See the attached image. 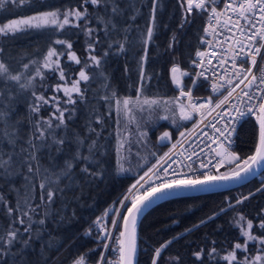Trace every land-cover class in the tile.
Instances as JSON below:
<instances>
[{
  "label": "snow or ice",
  "instance_id": "1",
  "mask_svg": "<svg viewBox=\"0 0 264 264\" xmlns=\"http://www.w3.org/2000/svg\"><path fill=\"white\" fill-rule=\"evenodd\" d=\"M29 2L30 0H0V10L7 11L9 6L13 8L26 6ZM178 2L182 11L180 27L190 22L194 10L197 13L206 12L209 21L218 22L229 12L233 14L227 16L225 24L231 23L240 38L236 39L234 44H230L231 55L219 59L224 74H218L214 65L211 68L212 92L216 93L227 85V95L215 103L212 96L200 98L193 95L199 78L209 80L207 74L210 69L205 66L204 59L206 53L200 50L195 53L196 57L200 58L199 62L193 60L192 64L201 70L195 73L192 86L188 87L187 91L182 78L190 74L173 63L169 73L170 80L179 90V95L165 98L144 94L145 83L151 79L146 65L149 58L148 46L156 30L155 13L159 6L158 0H151L149 22L134 37L128 34L133 31L132 21L135 20V13H138L139 9L127 0H81L78 7L40 11L31 16H18L0 23L2 37L14 36L32 29L52 28L56 32L68 28L77 29L85 37L86 54L83 59L79 57L73 49L70 38H56L48 45L42 60H29L21 65L20 70H16L8 61L0 60V182L17 197L13 207L6 194L0 193V205L10 220L6 227L0 225V264H49L51 256L45 253L51 249V243H40L41 250L37 251V242L44 241L46 237L51 240V234L45 227L47 222L58 225L65 220L67 201L62 200L61 206L57 207V198L66 197L75 186L82 185V181L103 177L102 164L97 159L98 140L89 135L81 136L68 123L77 114L76 105L88 102L86 93L89 89L82 88V82L85 85L98 82L100 88L105 90V94L100 98L105 101L115 99L117 113L122 112L130 119H134L131 115L134 111L148 112L149 115L159 111L163 113L159 115V119L171 118L173 124L177 123L175 119L177 113L180 120H191L194 113L202 118L206 113L216 114L208 123L213 129V134H206V139L211 141L206 145L209 149L207 155L210 158L206 162L201 160L198 169L193 163L187 165L179 163V167H187L194 175L172 169V164L177 163L173 156L184 157V152L175 151L183 146V139L186 136V132H180V139L172 145V148L159 157L156 164L152 165L129 189L131 192L139 185L144 189L143 192L131 198L130 206L125 204L128 197L120 201V204L126 208L125 212L113 209L121 219L115 217L111 219V224L114 227L118 226L119 235L116 237L117 247L113 249L116 257L109 259L107 264H134L137 250L136 220L143 207L154 197L169 193L173 189L216 186L239 181L251 175L258 167H264V69L261 70L260 76L253 74V68L258 63L257 58L264 57V0H222L223 9H218L217 0H178ZM241 21L244 23L242 24ZM209 27L211 24L204 28L205 34L209 32ZM100 32L104 33L103 40L98 35ZM230 39L226 37L225 41ZM201 42H204L203 37ZM136 43L141 46L136 50L139 53L136 95L118 97L115 88L109 82L108 58L128 52ZM174 43V39L170 41L169 49ZM54 45L61 47L58 49ZM101 48L102 51H99ZM212 55L216 56V53L213 52ZM64 56L67 57L68 62L79 66L78 72L69 75L71 69L61 59ZM229 60L230 69L225 67ZM245 63L249 65L247 68L244 67ZM207 64H212L211 59L207 60ZM124 71L126 74L130 71L127 65ZM48 73L56 77L58 82L45 84ZM37 78L41 81L39 87L50 89L53 95L48 96L46 91H37ZM234 80L238 82L233 84ZM237 89L240 90L239 93ZM29 92L30 96L25 100L27 114L20 119L14 118L17 113L16 105L21 103L20 97ZM60 92L63 93L64 98L57 95ZM237 99L243 107L233 102ZM48 107L51 111L47 116L42 115V111ZM233 112L236 113L235 116ZM245 117H255L258 130L254 151L242 157L232 150V144L238 133L237 126ZM86 119L85 131L96 133V128L91 126V117ZM101 122L100 117L96 116L95 123ZM146 136V132H140L141 139ZM168 139H170L168 131L163 132L158 138L159 141ZM120 147L123 145L121 144ZM82 148H86L87 151H81ZM201 154L203 149L201 153L193 151L186 159L192 161L193 156ZM152 155L156 154L152 153ZM58 157H63V161L61 162ZM45 159L48 161L46 165L42 163ZM77 165H79L78 172ZM117 168L119 171H125L119 158ZM222 168L226 170L221 171ZM152 176H155L159 182H151ZM145 177L148 179L145 180ZM17 180L20 181L19 187ZM141 181L147 183L148 187L145 188ZM37 187L39 202L35 203ZM255 193H264V182L255 192L236 197L234 203L229 200L228 208L234 209L243 205ZM220 211L224 212L225 209L221 208ZM107 214L106 210L105 215ZM216 215L218 213H213L206 220H201L200 224L212 220ZM257 217L259 218L257 227L264 232V207L257 212ZM231 223L239 229V236L243 242L237 239L229 249L224 250L222 255L221 250L215 246L208 249L201 247L192 252L195 261L204 264V257L207 256L209 260L217 261V264L219 261L225 264H264V235L253 232V220L242 212H236ZM93 224L99 228V234L105 237L113 235L107 227H100L102 224L100 217H97ZM195 227H199V224ZM86 234H91V228ZM171 243L172 241L169 240L155 248L151 264H158L162 251ZM212 243L215 245V241ZM250 245H254V251L250 250ZM104 247L107 249L110 245L105 243ZM86 255H79L72 264H86ZM104 261L105 254L101 252L95 264H104ZM169 264H181V257L171 256Z\"/></svg>",
  "mask_w": 264,
  "mask_h": 264
},
{
  "label": "trees",
  "instance_id": "2",
  "mask_svg": "<svg viewBox=\"0 0 264 264\" xmlns=\"http://www.w3.org/2000/svg\"><path fill=\"white\" fill-rule=\"evenodd\" d=\"M80 2L81 0H30L26 6L17 8L9 6L7 11L0 10V23L18 16H31L40 11L78 7ZM127 2L139 9V12L135 13V20L132 21L133 31L128 34L134 37L149 22L151 0H127ZM158 5L155 13L156 30L148 46L149 58L146 65L151 79L145 83L144 94L150 97L171 98L178 95V90L171 83L170 68L173 63H176L182 70H191L189 63L200 46L205 13H197L194 10L190 22L180 27L182 11L178 0H158ZM88 7L91 9L90 5ZM98 35L102 40L104 39L103 32ZM56 38H70L77 55L82 59L85 57V37L79 33V30L68 28L62 32H56L52 28H47L31 33H18L14 36H0V60H6L16 70H20L23 63L42 59L48 45ZM173 39L175 43L169 49V43ZM54 47L59 49L61 46L54 45ZM140 47L139 43H136L128 52L108 58L109 82L115 88L118 97H135L136 95L137 56L139 55L136 50ZM99 51H102V48ZM61 59L71 69L70 76L73 72L79 71V66L68 62L66 56ZM125 65L130 69L127 74L124 71ZM47 75L48 78L44 83L54 84L53 80H56V77L51 73ZM187 81L189 83L190 79ZM81 87L89 89L86 93L88 102L76 105L77 114L68 123L81 136L89 135L98 140L97 159L102 164L103 177L82 181V185L75 186L66 194V197L57 198V207L61 206L62 200L67 201L65 220L58 225L47 222L45 227L51 234V240L49 241L46 237L44 241L37 242V251L41 250L40 243H51V249L45 253L51 256L49 264H72L81 254H87L86 264H95L100 258V253L104 251L105 240L99 239L101 234L94 231L93 221L100 217L102 225L110 229L115 211L113 209L109 211V208L114 206L116 209L120 205V201L134 181L167 148V142L159 141L158 138L163 132L168 131L170 139H173L192 122V120H180L177 113L175 118L177 123L173 124L171 118L169 120L159 119V115L163 114L159 111L151 115L148 112L134 111L131 114L134 119H130L122 112L117 113L115 99L105 101L100 98L105 94V90L100 88L98 82H93L91 85H85L82 82ZM37 91H46L48 96L53 94L50 89L45 90L39 86ZM193 94L207 95V90L202 83L198 82ZM27 97L28 93L20 97L21 103L16 105L17 113L14 118L20 119L27 114L25 103ZM49 111H51L50 107L43 110L42 115L47 116ZM96 116L100 117L102 121L100 124L95 123ZM87 117H91V126L96 128V133L99 135L85 131L84 125ZM256 127L257 124L254 123L247 130L246 138L239 143L237 150L241 155L254 151ZM140 132H146L147 136L141 139ZM123 136L126 138L120 152L118 144ZM81 151L86 152L87 149L82 148ZM152 153L156 155L153 156ZM118 158L125 171L118 170ZM58 159L63 161V157H58ZM42 163L46 165L48 161L45 159ZM76 170L78 172L79 165ZM262 182H264V172L260 179L253 178L226 192L177 197L154 206L143 215L139 223L137 264H151L155 248L169 240L172 243L162 251L158 264H169V258L176 255L181 257V264H199L192 256V252L201 247L208 249L215 246L221 250L222 255L224 250L229 249L237 239L243 242L239 236V229L231 223L236 212H242L253 220L255 234L264 235V232L257 227L259 224L257 212L264 207V193H255L243 205L234 209H229L227 206L229 200L234 203L235 198L241 194L247 195L255 192ZM19 184L20 181L17 180V187ZM0 193L6 194L8 201L15 207L17 199L15 193L10 192L7 186H2V182H0ZM38 197L37 187L35 203L39 202ZM221 208L225 211L221 212ZM106 210L107 215H105ZM213 213H218V215L200 224L201 220H206ZM9 222V218L4 214V209L0 205V225L6 227ZM198 224L199 227H195ZM90 228L91 234L88 235L86 233ZM189 229L191 231H187ZM98 234L99 238H97ZM91 249L95 251H89ZM108 257L109 252L106 251L105 258ZM204 264H217V261H211L205 256ZM219 264H225V262L219 261Z\"/></svg>",
  "mask_w": 264,
  "mask_h": 264
},
{
  "label": "built area",
  "instance_id": "3",
  "mask_svg": "<svg viewBox=\"0 0 264 264\" xmlns=\"http://www.w3.org/2000/svg\"><path fill=\"white\" fill-rule=\"evenodd\" d=\"M217 6H218V9H223L224 4H223L222 0H217ZM231 15H233L231 12H229L227 14V16H231ZM227 16L222 17L219 22L216 20L209 21L208 20V14L205 12V21H204L203 32H202V37H203L204 42H201V39H200V46L197 48V50H200V51L206 53V56L204 58L205 59V66L208 67L210 69V71L207 74L209 76V80H205L203 77L199 78V80H198V82L202 83L205 86V88L207 90V95H195V94H193V95H194V97H200V98H206V97L212 96L214 103L220 99H223V96L227 95V91H226L227 85H225L224 88L219 89V91L216 93L212 92L211 86H210L212 79H213L212 73H211V68L214 65L218 74H220V75L224 74V68H222L219 65V59L225 58L226 56H230L231 55L230 44H234L235 40L240 38L239 34L236 33V29L232 26L231 23L225 24V20H227ZM241 23L243 24L244 22L241 21ZM209 24H211V27H209V32L207 34H205L204 28L209 26ZM213 29H215V31H213ZM229 29H231V31H229ZM234 33H236L235 36H234ZM226 37L231 38V39L226 42L225 41ZM213 52L216 53V56L212 55ZM199 59L200 58H197L196 55L194 54V57L191 60L190 65H189L192 72H193L194 78H195V73L197 71H200L201 69H197L192 64V61L196 60L197 62H199ZM209 59H211V61H212L211 65L207 64V60H209ZM257 60H258V63L253 68V74L260 76L262 74L261 70L264 69V57H258ZM248 66L249 65L247 63L244 64L245 68H247ZM225 67H227L229 69L231 68V61L230 60L225 65ZM237 82L238 81L234 80L233 84H235ZM241 88H243V85H241ZM239 91L240 90L237 89V93H239ZM233 102L236 103L237 105H240L241 107H243V105L240 104V101L238 99L233 101ZM215 115H216L215 113H212V115H207V113H206L205 117L202 118L197 113L193 114V118L191 119L192 122H191L190 126L185 131H183V132H186V136L183 139V146L178 147L175 150L176 152H184V157L174 155L173 159L176 160L177 163L172 164V169L176 170L177 172H185V173H188L189 175H194V173H191L187 167H183V168L179 167V163L182 162L184 165H187L188 163H193V166L198 169L199 163L201 160H204L206 162L207 159L210 158L207 155L209 152V149H208V147H206V145L210 144L211 141L206 139V134H208V135L213 134V129L208 126V123L213 119V117ZM233 115L235 116L236 113L233 112ZM254 123H256L255 117H245L238 124V126H237L238 127V133L234 137V142L232 144V150H234L237 154L241 155L239 153V151L237 150L239 143L243 141V137L239 136L241 129H243L246 126H247L246 128L252 127L254 125ZM194 125H196V127H194ZM179 139H180V136L175 138L164 153L168 152L169 149L172 148V145L175 144L176 141ZM212 146L214 147V145H212ZM201 149H203V154H201L199 156H193L192 161H188L186 159V157L188 155H191L193 151H195L196 153H201ZM164 153H163V155H164ZM224 170L225 169H223V168L221 169V171H224ZM261 175H258L256 178L260 179ZM169 178H171V175L169 176ZM147 179L148 178L145 177V180H147ZM151 182L158 183L159 181H157L155 176H152ZM141 184H144L145 188L148 187V184L145 183L144 181H141ZM141 190H144V189L141 188ZM125 204L126 205L131 204V200H128V199L125 200ZM124 209H125V207L122 205L119 208L120 212H122ZM94 229H95L94 230L95 232H99V229L97 228V226H95ZM110 231L113 233V235L111 237H107V240H106V243L109 244L110 247L107 249L106 248L104 249V254L106 253V251H108L109 252V259H115L116 252L113 249L117 247L116 237L119 235V230H115V227L113 226ZM99 239H102V238H99ZM107 261L104 264H107Z\"/></svg>",
  "mask_w": 264,
  "mask_h": 264
},
{
  "label": "water",
  "instance_id": "4",
  "mask_svg": "<svg viewBox=\"0 0 264 264\" xmlns=\"http://www.w3.org/2000/svg\"><path fill=\"white\" fill-rule=\"evenodd\" d=\"M258 128V125H257ZM264 172V167H258L257 169L254 170V172L251 175H248L246 178L241 179L239 181H232L228 183H222L216 186H203V187H197V188H181V189H173L171 192L163 194V195H158L154 197L150 202L146 204V206L143 207L142 211L138 214L137 220H136V244H137V250H136V255L134 258V264H137V256H138V227L139 223L141 221V218L143 215L149 211L151 208L154 206L170 200L172 198H177V197H186V196H199V195H205V194H212V193H221V192H226L232 189H235L249 180L256 178L258 175H261ZM130 206V204L128 205ZM113 206L109 208V211H112ZM126 211V208L124 209L123 212ZM101 238L104 240L106 239L105 236L101 234Z\"/></svg>",
  "mask_w": 264,
  "mask_h": 264
},
{
  "label": "rangeland",
  "instance_id": "5",
  "mask_svg": "<svg viewBox=\"0 0 264 264\" xmlns=\"http://www.w3.org/2000/svg\"><path fill=\"white\" fill-rule=\"evenodd\" d=\"M35 31H38V29H32V30H28V31H24V32H20V33H31V32H35ZM18 34V33H17ZM196 52V51H195ZM195 54V53H194ZM194 57V56H193ZM193 59V58H192ZM40 60H42V59H40ZM40 60H35V61H40ZM191 62V61H190ZM189 65H190V63H189ZM184 71H186V70H184ZM189 72V76L188 77H183L182 78V82H183V84H184V88H185V91H187V89H188V87H191L192 86V79L194 78L193 77V72H192V70H189L188 71ZM49 74V73H48ZM53 76V75H52ZM190 79V81H189V83H188V81L187 80H189ZM40 79L39 78H37V80H36V84H37V87L40 85ZM56 82H58V80H57V78H56V80H53V83H56ZM175 87V86H174ZM178 90V89H177ZM51 95H53V94H51ZM51 95H49V96H51ZM57 95H59V96H61V97H63V93L62 92H60V93H57ZM178 95H179V90H178ZM28 96H30V92L28 93ZM129 120V119H128ZM190 126V125H189ZM188 126V127H189ZM188 127H186L185 129H183L181 132H183V131H185ZM247 127V126H246ZM246 127H244L243 129H241V131H240V133H239V136L240 137H243V140L246 138V132H247V130L249 129V128H251V127H248V128H246ZM180 133V132H179ZM179 133L177 134V136L175 137V138H177L178 136H179ZM125 138H126V136H123V138H121V140L119 141V144H118V149L120 150V152H121V149H122V147H120V145L122 144H124V140H125ZM175 138H173V139H168V140H164V141H162V142H167V148L170 146V144L172 143V141L175 139ZM167 148L165 149V151L167 150ZM164 151V152H165ZM163 152V153H164ZM163 153L159 156V157H161L162 155H163ZM158 157V158H159ZM157 158V159H158ZM157 159L154 161V163L152 164V165H154L155 163H156V161H157ZM152 165L151 166H149L135 181H134V183L130 186V188H132V186L133 185H135L136 184V182L138 181V180H140V177L141 176H144V173L145 172H147L148 171V169L150 168V167H152ZM226 170V169H225ZM224 170V171H225ZM129 188V189H130ZM129 189H128V191H127V193L125 194V196L123 197V199L122 200H124V198L125 197H128V200H131V198L134 196V195H137V194H139L140 192H143V190H141V188L139 187V185H137V188L136 189H134L133 191H129ZM120 206H121V204L116 208V209H119L120 208ZM111 208V207H110ZM113 209H115V207L113 206ZM124 211V210H123ZM122 211V212H123ZM114 217L116 218V219H118V220H120L121 219V217L120 216H118V214H117V212H115V215H114ZM93 226H95V225H93ZM100 227H104V225H100ZM113 227V225L111 224V226H110V229L109 230H111V228ZM98 228V227H97ZM99 229V228H98ZM115 230H119L118 229V226H115ZM103 240V239H102ZM105 240V242H104V244L106 243V240H107V237H106V239H104ZM104 249H105V247H104ZM250 250H252V251H254V245H250ZM104 252V251H103ZM109 259V257L108 258H105V261H104V263L107 261Z\"/></svg>",
  "mask_w": 264,
  "mask_h": 264
},
{
  "label": "flooded vegetation",
  "instance_id": "6",
  "mask_svg": "<svg viewBox=\"0 0 264 264\" xmlns=\"http://www.w3.org/2000/svg\"><path fill=\"white\" fill-rule=\"evenodd\" d=\"M256 129L258 130V128H257V127H256ZM248 154H250V153H248ZM248 154L242 155V157H245V156H247Z\"/></svg>",
  "mask_w": 264,
  "mask_h": 264
}]
</instances>
